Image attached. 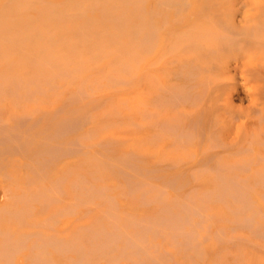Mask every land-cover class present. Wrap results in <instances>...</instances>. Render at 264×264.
Instances as JSON below:
<instances>
[{"label":"bare ground","instance_id":"6f19581e","mask_svg":"<svg viewBox=\"0 0 264 264\" xmlns=\"http://www.w3.org/2000/svg\"><path fill=\"white\" fill-rule=\"evenodd\" d=\"M145 1L88 0L91 3L79 4V12L73 13L85 14L92 18V22H95L89 28L82 29V34H84L82 41L86 34L90 37L93 31L96 32L95 34L93 32L95 37L97 34L100 36L106 33L111 39L117 38L118 34L115 36L114 32L112 33L107 27L102 28V24L109 20L120 23L119 27L122 25V30L126 29L128 33L129 30L137 31L136 33L139 34L138 46L143 47L144 53L147 52L152 56L151 64L154 74L149 97L142 92H136L135 99L129 105V109L131 108L129 112L132 113L131 118L133 117V119L122 122L121 125L124 129L123 135L130 140L129 146L132 153L129 151L127 155L125 152L124 156L120 154L121 157H119L125 158V156L134 154V159H137L139 153H146L150 157H154L156 163L165 162L169 166L178 167L168 177L162 178V181L165 180L164 182L159 183L149 180L150 177L149 179L147 177V180H145L146 177H143L146 172L143 170H149L150 167L146 168L135 162L139 164V168L137 166L130 171L127 167H132L133 164L126 163L128 166L123 167L125 177L122 178L124 181L127 179L125 181L127 184L122 186L117 184V188L118 186L122 187L120 195L135 197L140 200L142 205L150 206L149 212L134 214L131 210L120 209L117 196L111 193L115 188L112 190L108 186L107 180L104 182L103 176L100 174L102 169L107 168V165L102 168L103 164H108L109 167V162L106 163V159L108 158V161L116 159L114 161L117 163V157L109 155L107 149V155L103 154L106 159L103 156L102 158L98 156V153L102 152L101 150L94 151L98 155L88 153L90 151L87 149L88 144L85 138L88 134L91 136L92 131L87 132V136L81 135L84 140L80 137L76 138L77 134L72 137L74 139L70 138L71 141L67 140L69 141L68 143L66 141L67 144H54L52 138L48 139V144H45L44 140L51 134L47 128L43 129L42 133L45 134L44 132L47 130V135H41V137L39 135L42 131L41 128L37 129L40 131L39 133L37 130L30 132L26 127L29 131L26 132V129L22 130L25 128L23 127L25 122L22 123V129L17 122L20 121L21 116L22 119L23 117L25 119L28 115L31 119L32 113L31 115L24 113L25 115H19V118L18 115L15 118L13 116L14 119L18 118L17 125L10 123L0 114V192L3 198V202L0 203V264H122V261L125 262L124 264H167L174 257L173 252L164 247L163 243L165 242L178 249L177 251H184L186 257L188 255L189 258H193L191 260L193 262L195 258L203 260L207 254L206 245H210L216 251L211 264H223V247L220 246L230 243L234 245L232 264H264V201L258 202L254 197V191L256 192L259 186L264 187V2L257 0L258 2L250 5L241 3L234 6L230 3H216L209 2V0H157V3L154 2L157 4L156 7L150 8L149 4L150 7L147 9ZM27 2L32 1L0 0V27L3 25L20 26L30 34L29 36L24 31L21 34L17 33L13 30L15 28L11 30L0 28V107L23 106L25 100H38L37 93L39 91L49 88L58 90V78H67L69 74L72 76L68 77L76 75L81 78L80 84L76 87L81 94H88L89 87L93 92L92 86L94 85L89 78L93 73L95 76L97 72L90 73L91 75L89 73H85L84 76L80 75L76 71L80 65L84 64L82 60H80L82 64L78 63L80 64L78 67L76 62L74 64L71 62L68 55L64 54L65 56L59 57L58 48L59 43L62 42L61 39L65 38L64 45L68 42L66 39L68 33L66 34L65 30L49 31L38 27L30 31L26 28V25L32 26L30 20L32 17L30 18V16L33 15L29 14L31 10L29 11ZM36 2L39 3V0ZM41 2H51L44 6L43 10H40V14H37L41 20L58 22L60 18L61 21L66 22V19L63 20V18H74H71L73 13L70 12L68 6L60 8L57 3L52 4V2H58L57 0H41ZM64 2L68 3L67 0ZM9 5L14 6L16 12L7 13V15L5 10ZM31 5H29L30 9L34 7L36 10V7ZM123 5L124 7H122ZM169 7L173 9L174 15L171 17L161 16L160 10L164 9V12L168 10V13ZM86 12L93 15L96 12L98 15L90 16L91 14L88 15ZM180 13H185V15L176 16ZM27 15L29 16L27 17ZM82 18L84 20V16ZM65 22L63 23L66 24ZM67 30L69 31V29ZM125 32L126 35L127 32ZM136 35L134 34L133 37L135 38ZM89 37L87 38L90 40ZM128 37L127 39H130ZM28 38H31L32 41L26 43ZM115 40L111 41L116 43L119 39ZM119 45L117 44V46ZM70 46L68 43L67 47ZM134 49L133 45L132 50ZM109 51L110 49L108 53ZM111 51L115 52L116 50L112 49ZM120 51L118 54L122 56L123 53L121 54ZM136 51L132 52L133 56ZM97 54L100 53L97 52ZM115 54L118 56L117 52ZM111 55L113 56L114 53ZM126 56L123 57L126 58ZM107 57L111 56L108 54ZM80 58L82 57L80 56ZM102 60L104 59L102 58L100 62ZM119 62L115 64L118 65ZM122 63L120 66L124 71L120 68L121 71L126 72V69L130 73L131 65L127 59ZM24 64L34 65L35 70L29 74L21 72L19 69ZM137 64L139 63L137 62ZM83 68L82 73L90 67L85 71ZM140 72L135 75L142 80ZM108 76L106 80L114 85H117L116 82L121 84L119 82L124 81L122 84H128L130 81L127 77L117 76L113 73ZM133 76L131 75V77ZM68 79L70 80V78ZM76 79L77 77L73 78V80ZM59 80L61 81L60 78ZM70 83L68 81V86ZM131 83L133 82L131 81ZM60 85L63 83L59 84V87ZM94 88L96 89V87ZM45 94L47 92L43 95ZM87 94V98L90 97L91 94L89 93V96ZM235 95H237L239 104L234 100ZM70 97L67 95V98L70 99ZM82 99L84 100V98ZM90 99L89 102L93 101V98ZM103 99L104 97L102 101L106 100ZM40 102L43 103V101ZM74 103L76 104V102ZM65 104L67 103H64L63 106L60 105L68 111L70 107L67 108V105L69 104L66 106ZM95 104L93 105L95 106ZM71 105L73 104L71 103ZM97 106L95 108L100 107ZM74 107L76 106H73V109ZM85 107L84 105L82 108ZM95 108L93 107V109ZM85 110L88 113L87 109ZM238 111H242V117L238 116ZM81 112L84 113V111ZM47 113L45 114L49 115ZM72 113L73 111L71 112L73 118L72 115L75 114ZM80 114L82 115V113ZM46 115L44 117L47 118ZM87 115L90 121L92 116ZM40 116L42 115L40 114ZM52 116L54 117L53 114ZM52 116L48 122L52 120ZM84 116L82 117L84 118ZM57 117L56 115V120ZM62 117L66 118L65 115ZM83 118L81 120L80 117H77L63 125L60 124L59 130L62 132V127L74 126L77 123L80 125V120L83 121ZM36 119L35 117L37 122ZM241 119L242 126L240 129L237 127L235 137H233V133H230L225 141L226 125L233 128ZM56 120L55 124L51 122V126L56 125L57 129L58 121L56 122ZM38 124L39 122L36 123V125ZM109 125L110 123H107V126ZM33 126L29 127L33 129ZM144 127L147 132L140 134ZM64 131L66 132V130ZM54 132L55 137L57 132ZM37 135L42 140L44 139L43 142L40 141V138L38 140L45 144L44 148H39V145L35 144ZM55 138L57 139V136ZM88 138L90 137L88 136ZM62 139L61 141H63ZM57 142H59L58 139ZM109 142L110 145H113L111 143L113 141ZM100 144L97 142L98 146ZM90 145L93 146L95 143L89 144V147H92ZM103 146L106 147V145ZM112 149L114 150V148ZM78 152L81 153L78 154ZM197 154L202 157L198 158ZM77 156L80 157L83 164L92 162V165L96 167L93 171L97 170L96 172L100 174V177L102 176L103 180L99 178L103 182H89L82 176V173L78 175L82 176L81 178L77 176V179L68 180L67 177L72 173L73 168L70 166L62 167V171L55 178L52 177L53 175L51 176L50 173L53 169L50 163H54L55 159L65 157L70 160L74 157L73 160H77ZM30 159H41V161L36 163L38 166L35 167V161ZM113 160H111L112 167H122L120 166L121 162L116 164ZM138 160H141L138 162L144 163L140 157ZM102 162L103 164L99 166L98 164ZM132 162L134 163V160ZM23 165L31 170H24ZM165 165L168 167L167 164ZM115 167H109L114 171H111L114 173H111L112 175L118 171V167L117 170ZM158 168L155 169V172L167 170ZM150 170L149 174H146L147 176H153L150 175ZM90 172L92 173V171ZM155 172L153 171L152 174ZM93 179L95 180L97 177ZM188 179L204 182L205 187L198 190L196 189L197 185L193 190H187L188 192L182 194L175 192L171 195L169 193L168 183L170 181L185 180L186 182ZM66 181H68L67 184ZM116 182L118 181L116 180ZM186 183L188 184V182ZM76 188L78 189L77 194H71V191ZM178 190L180 189H173V191ZM262 195L260 196L264 200V194ZM80 204H84L83 207L86 204L99 207L97 214L84 220L85 222H78L73 231L56 233L55 227L62 222L63 218L79 211ZM213 205L225 206L230 214L225 218L232 223L230 226L234 229H231L232 232H228L220 224L213 226L219 215L221 219L224 218L220 214V210L213 208ZM87 211L88 209L85 210V212ZM85 212H83L84 215H87L88 213ZM72 222L64 225L68 227ZM235 229H241V231H235ZM157 237L165 242L156 241ZM175 262L179 263L174 260ZM198 263L200 264V262Z\"/></svg>","mask_w":264,"mask_h":264},{"label":"rangeland","instance_id":"374dc122","mask_svg":"<svg viewBox=\"0 0 264 264\" xmlns=\"http://www.w3.org/2000/svg\"><path fill=\"white\" fill-rule=\"evenodd\" d=\"M32 2H27V4H28V9H29V14L31 15V14H33L32 16H30V20L32 21V26L30 25V26H27L26 25V28L28 29V30H33V28L35 29V28H38V27H40V28H42L43 30H49V31H54V29L56 30V31H58V30H61V29H63V30H65L66 31V34L68 33V36H66L67 38V43H65V45H64V41L63 40H65V38H62L61 40H62V42H60L59 43V48H58V53H59V57H62V56H65L64 54H66V55H68V57L70 58V60H71V62H73V64H74V62H76V65L78 64V63H80L81 61L80 60H82L83 62H84V64H82V62L80 63V64H82V65H84L83 67H82V65H80V64H78V67H79V65H80V67H81V69H80V67H79V71L77 70L76 72L78 73V74H80V75H86V74H88L89 73V75H91L90 73H93V72H97V73H95V76H94V73H93V75H91L90 76V81H91V83L94 85V86H92V91L93 92H91V89H90V87H89V89H88V91H89V93L91 94H89L90 95V97H88L87 98V96H86V94L87 93H85V94H81L77 89H76V87L80 84L79 82L81 81L80 79L81 78H79V76H74V77H68V76H72L71 74H69V75H67V78L66 77H59L60 79H61V81L59 80V78H58V90L56 89H54V90H50V88L47 90V89H44L43 91H39L38 93H37V95H39V96H37V98H39L40 99V101H43V103L42 102H40L39 101V99L37 100H34V101H32V100H28V101H26L25 100V102L23 103V106H12V107H0V114H1V116L3 117V118H5L7 121H9L10 123H14V125H17L18 123H19V125H20V128L23 126V122H25L24 124V126L23 127H25L24 129H22V130H25L26 129V127L29 129V131L31 132L32 130L35 132L37 129H42V131H41V134H39L40 136L41 135H45L46 134V132H47V130H46V132H44L45 134H42L43 133V129H48V132L49 133H51L50 134V136L48 137V138H46L45 136H43V138L45 137L46 139H47V141H46V139L44 140L45 142V144L47 143L48 144V139H51L52 138V140L54 141V142H52L51 140V142L52 143H54V144H56V143H62V144H64V143H66V141L67 140H69V141H71V139L70 138H72V137H74L75 135H77V136H75L76 138L77 137H80V138H82L83 139V137L81 136V135H84V136H87L86 135V133L87 132H91V136L88 134V136L90 137V138H88V136H87V138H85V141H87L86 143L88 144V146H87V149H88V151H90V152H88V153H91V154H95V152L94 151H102V152H100V153H98V154H95V155H98V156H100L101 158H102V156L104 157V155H107V152H106V149L108 150V153H110L109 155H112L114 158H116L117 157V163L118 162H121L120 164V166H122V167H118V166H114L115 167V170H117V167H118V171H115V175H112V174H114V173H112L111 171H113V170H111V168H114V167H112V164H111V160H113V159H109V161H108V158L106 159L105 157H104V159H106V163H108L109 162V167H111V168H109L108 167V164H103V162L102 163H100V164H98L99 166L100 165H102L103 164V166H101L102 168L104 167V165H107V168L105 169H102L101 167V169L103 170H101L100 171V174H102V176H103V179H102V176L100 177V174H98L96 171H93L96 167H94V165H92V162L91 163H88V164H83V163H81V161H80V157H78L77 156V160H73L74 159V157L71 159L70 158V160L68 161L65 157H59V159H55L54 160V163H50V166H51V168L53 169V171H51V176L52 177H56V175L58 174H60V172L62 171L61 169H62V167H68V166H70V167H73L72 168V173L67 177L68 178V180H71V179H77V176L78 175H81V174H79V173H82L83 175V177H85V178H87V181H89V182H96V183H99V182H105L106 180H107V184H108V186H110L111 187V189L112 190H114L113 188H115V190L114 191H112L111 193H113V194H115L116 196H117V198H118V200H119V206H120V209L121 210H126V209H128V210H131V211H133L134 212V214H139V213H144V212H149V210H150V206L149 205H142V203L140 202V200H137L135 197L134 198H131V197H126V196H121L120 195V191L122 190V187H120V186H118V188H117V184H119V185H123V184H127V182L125 183V181H127V179H125V181H124V177H125V175H123L124 173H125V171H124V166H128L126 163H129V165L131 164H133V166L131 167V166H128L127 168H129V170L131 171L132 169H134L135 167H137V168H139V164L141 165V166H145L146 168L147 167H150L149 168V170H150V175H153V176H147L146 174H149V170L148 169H146L145 167H143V169H146V170H143L144 172L146 171V172H148V173H146L145 172V175L143 176V175H141V176H143L144 178H145V180H147V177H148V179H149V177H150V179L149 180H151V181H155V182H159V183H161V181H162V178H164L165 179V177H168L170 174H172V172L174 171V169L175 168H177L178 166H174V167H172V166H169L168 165V163H165V162H162V163H156V161H155V158L154 157H150L149 155H147L146 153H139L138 155V157H137V159H134V154H132V156H125V158L123 157V158H120L121 156H120V154L122 155V156H124L123 154L126 152V154L130 151V153H132L131 152V148H130V146H129V143H130V140L128 139V138H125V136L123 135L124 134V129L122 128V122H128V121H132V119H133V117L131 118V114L132 113H130L129 111H130V109H129V105L132 103L131 101L133 100V99H135V97H136V92H142V94H144V95H146L147 97H149V92L151 91V89H152V85H153V74H154V71H153V67H152V64H151V62H152V56L150 55V54H148L147 52H143V51H145L144 49H143V47H141V46H138L139 45V40H138V36H139V34L138 33H136L135 31H133V30H129V33L127 32V30L126 29H124V30H122L123 28L121 27V29H120V27H119V25H120V23H114L113 21H109V20H106V22H104V24H102V28L103 27H107L110 31H112V33L114 32V35L115 36H117L116 34H118V36H117V38L119 39V40H117V38H113V39H111V37L109 36V34H107L106 35V33H104L103 35H98L97 34V37H95L96 35H94L96 32H94V34H93V32H92V34L90 35V37H89V35L88 34H86V36L87 37H89L90 38V40L91 39H93V40H91V42H90V40L85 36V38H84V40H86V41H82V35H84V34H82V29L83 28H89L90 27V25H94L95 24V22H92V18L91 17H87L85 14H80V13H78L79 11L78 10H80V8H78V7H80V5L79 4H86V3H91V2H88V0H71V1H69V0H67L68 1V3H70L71 2V4H68L67 2H64V0H57L58 2H52V4H56L57 3V5L60 7V8H63V7H65V6H68L69 8H70V12L72 11V13L73 12H75V11H78V12H76L75 14L73 13L72 14V16H71V18L72 17H74V18H72V19H70L69 17L68 18H63V20L64 19H66V22L65 21H61L60 20V18H59V21L58 22H54V21H51V22H49V21H46V20H41V19H39V16L37 15V14H40V10H43V7L44 6H46V5H49L51 2H44V3H42L41 2V0H39V3H37L36 1L37 0H31ZM82 1V2H81ZM157 0H146L145 2V6L147 7V9H149V7H150V5H151V7L150 8H154V7H156V2ZM208 1V0H207ZM80 2V3H79ZM154 2H156V3H154ZM209 2H216V3H230V4H232V5H239V4H253L254 2H258L257 0H209ZM259 2H264V0H260ZM31 3H33L32 5H34L35 7H36V10H35V8L34 7H31V9H30V6L29 5H31ZM41 3V4H40ZM60 5H59V4ZM77 3H78V5H77ZM122 3H124V2H122ZM61 4H62V6H61ZM64 4V5H63ZM150 4V5H149ZM31 5V6H32ZM73 5V6H72ZM75 5H77V7H75ZM10 6V8H8ZM9 6H6V9L7 10H5L6 12H5V14H10V13H13L14 11L16 12V10H14V6H11V5H9ZM70 6H72V7H70ZM48 7V6H47ZM75 7V8H74ZM122 7H124V5L122 6ZM41 8V9H40ZM45 8V7H44ZM72 8V9H71ZM170 8V7H169ZM12 11H11V10ZM81 9H82V7H81ZM161 9V8H160ZM163 9V8H162ZM167 9V8H166ZM11 11V12H10ZM161 11V16H164V15H166L167 17H171V15H174V11H173V9H169V12L167 13V11L168 10H166L165 12H164V9L163 10H160ZM159 11V12H160ZM82 12V11H81ZM28 12L26 11V14H27ZM88 15H90V16H94V15H98L96 12L94 13V15L92 14V13H90V12H86ZM168 15H167V14ZM7 14V15H8ZM79 14V15H78ZM185 15V13H180V14H176V16L178 15V16H180V17H182V15ZM158 15H159V13H158ZM29 15H27V17H28ZM82 16H84V20H85V22H82V21H84V20H82L83 18H82ZM161 16H159V17H161ZM79 18V19H78ZM89 19H91V20H89ZM75 20V21H74ZM68 21V22H67ZM74 21V22H73ZM63 22H65L66 24H64ZM71 22V23H70ZM128 22V21H127ZM126 22V24H128ZM58 23V24H57ZM76 23V24H75ZM27 24V23H26ZM42 24V25H41ZM52 24V25H51ZM54 24V25H53ZM61 24V25H60ZM63 24V25H62ZM83 24V25H82ZM113 24H114V26H113ZM125 24V25H126ZM40 25V26H39ZM83 26V27H81V26ZM109 27H108V26ZM124 25V24H123ZM2 26V25H1ZM49 28H48V27ZM80 26V27H79ZM115 26H116V28H115ZM51 27H53L52 29H51ZM61 27V28H60ZM63 27H65V28H63ZM77 27V28H76ZM127 27V26H126ZM0 28H3L4 30H7V28H9L10 30L11 29H13V28H15V29H13V30H15L17 33H22V31H24L27 35H29L30 36V34H29V32L27 31V30H24V29H22L20 26H14V25H3L2 27H0ZM80 28V29H79ZM67 29H69V31L67 30ZM113 29H115V30H113ZM9 30V31H10ZM71 30V31H70ZM117 30V31H116ZM128 33H126V32ZM131 31V32H130ZM122 32V33H121ZM124 32L126 33V35L124 34ZM120 33V34H119ZM132 33V34H131ZM121 34H123V35H125V36H122ZM131 34V35H130ZM134 34H137L136 36H135V38L133 37V35ZM93 35V36H92ZM128 35H130L129 37H130V39H127V37H128ZM68 37H69V39H68ZM128 37V38H129ZM32 38V37H31ZM31 38H28V39H26V43H28V42H30V41H32V39ZM110 38V39H109ZM60 39V38H59ZM133 39H136V40H133ZM74 40V41H73ZM78 40V41H77ZM111 40H115L116 41V43L117 44H120L119 46H117V44L116 43H114V42H112ZM129 40V41H128ZM70 41V42H69ZM93 41V42H92ZM97 41V42H96ZM138 43H137V42ZM108 42V43H107ZM119 42V43H118ZM130 42H133V43H130ZM69 43V45H71L70 47H67V44ZM135 43V44H134ZM90 44V45H89ZM137 44V45H136ZM78 45V46H77ZM128 45V46H127ZM130 45V46H129ZM133 45H134V47H135V49L137 50H132L133 49ZM73 46V47H72ZM75 46V47H74ZM87 46V47H86ZM108 46V47H107ZM78 47V48H77ZM86 47V48H85ZM92 47V48H91ZM96 47V48H95ZM105 48V49H103V48ZM137 47H140L139 49L137 48ZM116 48V49H115ZM119 48V49H118ZM122 48H123V50H122ZM130 48V49H129ZM67 49H68V51H67ZM74 49V50H73ZM88 49V50H87ZM110 49V51H109V53H108V50ZM116 50L115 52H117V54H118V51L119 50H121L120 51V53L122 54V56H120L119 54H118V56H120V57H118L116 54H115V52L113 51H111V50ZM129 49V50H128ZM106 50V51H105ZM77 51H78V53H77ZM130 51V52H129ZM136 51V53H135V56H133V54H132V52H135ZM139 51V52H138ZM97 52H99L100 54H97ZM113 54L114 53V55L112 56L111 55V53ZM95 53V54H94ZM106 53V54H105ZM127 53H130L131 55H132V57H131V55L129 54H127V56H126V54ZM138 53V54H137ZM139 53H140V55H139ZM71 54H72V56H71ZM78 54V55H77ZM88 54V55H87ZM105 54V55H104ZM108 54L111 56V57H107L106 58V56H108ZM138 56H137V55ZM76 55V56H75ZM94 55V56H93ZM99 55V57H97V56ZM101 55V56H100ZM115 55H116V57H115ZM143 57H142V56ZM150 55V56H149ZM80 56L82 57V58H80ZM86 56H87V59H86ZM92 56H93V58H92ZM105 56V57H104ZM123 56H126V58H124ZM67 57V56H66ZM129 57H131L132 58V61H131V58L129 59ZM143 58V60H141V58ZM103 58L104 60H102L101 62H100V60ZM106 58V59H105ZM133 58H136L137 59V62L139 63V64H137V62H136V59H133ZM149 58H150V60H149ZM91 59V60H90ZM95 59H97L96 61H95ZM127 59V62H129V64L131 65V68H130V73L125 69V71L126 72H123L124 71V69H122L121 68V66H120V64L122 63V61H124V60H126ZM88 60V61H87ZM119 60H121V62H119ZM141 60V61H140ZM86 61V62H85ZM94 61V62H93ZM96 62V63H95ZM114 63V66H113V63ZM120 63V64H118V65H116L117 63ZM133 62V63H132ZM25 63V62H24ZM87 63V64H86ZM93 63H94V65H95V67H94V65H93ZM116 63V64H115ZM72 64V63H71ZM85 64H86V68H85ZM89 64H91V65H89ZM128 64V65H129ZM89 65V67H87ZM93 65V66H92ZM122 65H123V63H122ZM137 65H138V68H137ZM22 66V68L21 69H19L21 72H24V73H26V74H29L30 72H32V71H34L35 69V66L34 65H32V64H24V65H21ZM32 66V67H31ZM94 68V69H92V68ZM135 67V68H134ZM82 68L84 69V71L86 70V69H88L86 72H84V73H82L83 71H82ZM96 68V69H95ZM97 68H99V69H101L102 71H100V70H98ZM123 70V71H121V69ZM113 69H115V71H113ZM143 69V70H142ZM93 70V71H92ZM107 70V71H106ZM109 70H111V71H109ZM118 70H120V71H118ZM140 71H142V72H140ZM28 72V73H27ZM76 72H75V74H76ZM105 72V73H104ZM110 74H109V73ZM120 72V73H119ZM137 72H140L141 73V79L142 80H140V79H138L137 77H136V75L135 74H137ZM86 73V74H85ZM100 73V74H99ZM104 73V74H103ZM107 73V74H106ZM111 73H113L114 75H117V76H124V77H127V78H129L130 79V81H129V83L127 82V81H125V83H128V84H130L131 83V81L133 82V83H131L130 85H128V84H122V83H124V81H120L119 83H121V84H118V82H116V84L117 85H114L113 83H111V82H109V81H107L106 79L109 77L108 75H111ZM77 74V75H78ZM129 76H128V75ZM133 76V75H135V76H133V77H131V75ZM88 75V76H89ZM102 75V76H101ZM106 76V78H104ZM75 77H77V79L76 80H73V78H75ZM97 78V79H95V78ZM103 77V78H102ZM65 78V79H64ZM68 78H70V80L68 79ZM133 78V79H132ZM64 79V80H63ZM73 81H72V80ZM103 79V80H102ZM138 79V80H137ZM94 80H96L94 83H93V81ZM100 80V81H99ZM172 80V79H171ZM57 81V80H56ZM64 81V82H63ZM68 81L69 82H71L70 84H69V86H68ZM66 82V83H65ZM105 82H106V85H105ZM63 83V85H60V87H59V84H62ZM97 83H98V85L99 86H101V87H99L98 85H97ZM112 84H113V86H112ZM133 84H135V85H133ZM76 85V86H75ZM137 85V86H136ZM56 86V85H55ZM54 86V87H55ZM56 86V87H57ZM62 86H64V87H62ZM99 88H98V87ZM93 87H96V89L94 90L93 89ZM51 89H53L52 87H51ZM76 89V90H75ZM44 91H46L47 92V94H45V95H43L44 93H46V92H44ZM56 91H58V92H56ZM53 92H54V94H53ZM63 92V93H62ZM74 92V93H73ZM40 93V94H39ZM61 93V94H60ZM70 93H73V94H71V95H69ZM49 94H51V95H49ZM59 94V95H58ZM87 94V95H88ZM67 95H68V97L69 96H71L70 97V99L69 98H67ZM73 95V96H72ZM75 95H76V97H75ZM77 95H79L80 97H78ZM88 95V96H89ZM59 96V97H58ZM83 96V97H82ZM100 96V97H99ZM42 97V98H41ZM67 98V99H69V100H65L64 101V99L65 98ZM75 97V98H74ZM104 97V99H106L105 101H102V98ZM47 98H49V99H47ZM73 98V99H72ZM77 98H78V101H77ZM82 98H84V100L82 99ZM89 98H93L92 100L93 101H91V102H89ZM97 98V99H96ZM108 98V99H107ZM45 101H44V100ZM52 99V100H51ZM75 99V100H74ZM83 100V101H81V100ZM90 99V100H91ZM99 99V100H98ZM103 99V100H104ZM49 100V101H48ZM234 100H235V102L237 103V104H239V101H238V99H237V95H235L234 96ZM36 101V102H35ZM52 101V102H51ZM69 101V102H68ZM81 101V102H80ZM87 101V102H86ZM50 102H51V104H50ZM74 102H76V104L74 103ZM96 102H98L97 104H95ZM64 103H67V104H69V105H67V104H65V106L67 105V108H69L70 107V109L73 111V113L72 114H75V115H72V116H74L73 118L71 117V112L69 111V113H67L68 111H67V109L66 108H64V107H62L63 105H64ZM71 103L73 104V105H71ZM78 103V104H77ZM87 103V104H86ZM100 103V104H99ZM104 103V104H103ZM60 104H62V106L60 105ZM93 104H95V106H97V107H99V108H95V106L93 105ZM80 105H81V107H80ZM84 105L86 106L85 108H82V107H84ZM0 106H1V104H0ZM47 106V107H46ZM59 106H60V108H59ZM73 106H76V107H74V109H73ZM57 107H58V109H57ZM93 107L95 108V109H93ZM37 108V109H36ZM45 108V109H44ZM55 110H54V109ZM66 109L65 111H64V109ZM60 109V110H59ZM63 109V110H62ZM85 109H87V112L88 113H86L85 111ZM89 109H92L93 111H89ZM41 110H43L42 112H41ZM49 110V111H48ZM79 110V112L80 113H82V115L79 113V112H77V111ZM84 111V113L83 112H81V111ZM117 110V111H116ZM34 111V112H33ZM61 111H63V112H65V113H63V112H61ZM75 111V112H74ZM30 112V113H29ZM46 112H48L49 113V115H46L45 113ZM56 112V113H55ZM59 112H61V113H59ZM30 114L31 115V113L33 114L32 116H30V118L32 119H29V116L28 115H26L27 117L26 118H28L27 120H26V118L24 119V117H23V119H22V116L20 117L19 115H23V114ZM47 113V114H48ZM59 115H58V114ZM24 114V115H25ZM40 114L43 116V118H42V116H40ZM47 116V118L46 117H44L45 115ZM52 114L54 115V117L52 116ZM87 114H90L89 116L91 117V119H90V121H89V118H88V115ZM237 114H238V116H240V117H242L243 116V113H242V111H238L237 112ZM16 115H18V118H19V120L20 121H17L18 120V118H16V119H14L15 118V116ZM56 115L59 117H57V120L55 119L56 118ZM65 115V117L66 118H64V117H62V116H64ZM67 115H70V116H67ZM77 115V116H76ZM78 115H81V116H78ZM85 115V116H84ZM13 116H14V118H13ZM37 118L36 120H37V122L35 121V117ZM38 116V117H37ZM52 116V120L51 121H49L48 122V120H50L51 117ZM82 116H84V118L82 117ZM40 117V118H39ZM60 117H62V118H60ZM77 117H80L81 118V120H82V118H83V121H81L80 120V125H79V123H77V124H75L74 126H70V127H62V132H61V130H59L60 128H61V125L60 124H64L65 122H70V120L72 121L73 119H77ZM12 118V119H11ZM39 118V119H38ZM50 118V119H49ZM54 118V119H53ZM65 120H64V119ZM22 119V120H21ZM33 119H34V122H32L33 121ZM45 121H44V120ZM59 119H61V120H59ZM68 121H67V120ZM15 120V122H13ZM55 120H56V122L58 121V123H56L57 125H58V127H57V129H56V125H54L55 124ZM29 121V122H28ZM38 123L39 122V124L38 125H36V123ZM54 123L53 125L54 126H51L52 125V123ZM114 122V123H113ZM48 123V124H47ZM50 123V124H49ZM86 123V124H85ZM107 123H110V125L109 126H107ZM26 124H27V126H26ZM28 124H29V126L30 127H32L33 125L35 126H33V129L32 128H30L29 126H28ZM242 124V119L241 120H239L236 124H235V126L233 127V128H229L227 125H226V131H224V139H225V141L227 140V137L230 135V133H233L234 134V136L233 137H235V134L237 133V127L240 129V127L242 126L241 125ZM32 125V126H31ZM44 125H46V126H44ZM48 125H50V126H48ZM84 127H83V126ZM44 126V127H43ZM80 126H82L81 128H80ZM53 128H55V129H53ZM65 128V129H64ZM84 128V129H83ZM228 128V129H227ZM78 129V131L76 132V130ZM64 130H66V132L64 131ZM71 130V131H70ZM28 130L26 129V132H27ZM28 131V132H29ZM37 131H39V130H37ZM51 131V132H50ZM55 131V132H54ZM61 133H60V132ZM33 132V133H34ZM53 132L54 133H56L55 134V137L57 136V139H58V141L59 142H57V139L54 137V134H53ZM59 132V133H58ZM76 132V133H75ZM145 132H147V129L144 127L142 130H141V132H140V134H144ZM39 133H40V131H39ZM70 133V134H69ZM64 134H68V135H64ZM134 134V133H133ZM47 135V134H46ZM49 135V134H48ZM52 136V137H51ZM61 136V137H60ZM63 136V137H62ZM69 136V137H68ZM42 137V136H41ZM59 137V138H58ZM66 137H67V139H66ZM232 137V138H233ZM36 143L35 144H37V145H39L38 147L40 148V147H43L45 144L43 143L42 144V142H43V140L37 135L36 136ZM39 138H40V141L42 140V142H40V141H38L39 140ZM63 138V139H62ZM56 139V140H55ZM61 139L64 141H61ZM72 139H74V138H72ZM108 139V140H107ZM84 140V139H83ZM113 141V142H111V143H113V145H110L109 143V141ZM56 141V142H55ZM69 141H67V143L69 142ZM40 142V143H39ZM97 142H100L101 144H100V146H101V148H100V146H98L99 145V143H98V145H97ZM103 142V143H102ZM106 142V143H105ZM109 142V143H108ZM50 143V142H49ZM66 143V144H67ZM93 143H95V145H90V146H92V147H89V144H93ZM109 145H108V144ZM115 143V144H114ZM42 144V145H41ZM106 145V147H104L103 145ZM103 146V147H102ZM45 147V146H44ZM43 147V148H44ZM85 148V147H84ZM112 148H114V150L112 149ZM103 149H105V150H103ZM110 149H112L111 151H110ZM113 151V152H112ZM81 153V152H80ZM79 152H78V154H80ZM104 153H106V154H104ZM138 153V152H137ZM104 154V155H103ZM119 154V155H118ZM140 154H141V156H140ZM128 155V154H127ZM198 155V158H201L202 156L200 155V154H197ZM120 156V157H119ZM139 157H140V159H143V161H144V163H142V162H138V161H141V160H138L139 159ZM118 158H120V159H118ZM129 158V159H128ZM131 159H133L134 160V163L132 162L133 160H131ZM28 160V159H27ZM30 160H32V159H30ZM60 160H62V161H60ZM72 160V161H71ZM114 160H116V159H114ZM113 160V161H114ZM135 160H137V161H135ZM32 161H35L34 162V164L36 165L35 167H37L38 166V164H36V163H40V161H41V159L39 160V159H34V160H32ZM31 161V162H32ZM58 161V162H57ZM123 161V162H122ZM125 161V162H124ZM53 162V161H52ZM65 162V163H64ZM115 163H116V161H114ZM139 163V164H136V163ZM33 163V162H32ZM104 163H105V161H104ZM116 163V164H117ZM81 164V165H80ZM110 164H111V166H110ZM165 164H167L168 165V167H170V168H168ZM158 168H160L161 167V169H167V170H161V171H159V170H157L156 172H155V169H157L156 167ZM163 166V167H162ZM166 166V167H165ZM29 167V166H28ZM77 167H78V169H77ZM80 167H82V168H80ZM85 167V168H84ZM106 167V166H105ZM125 167V169L127 170V168ZM152 167H154V168H152ZM22 168L24 169V170H31V168H27V166L26 165H23L22 166ZM123 168V169H122ZM136 168V169H137ZM158 168V169H159ZM83 169V170H82ZM110 169V170H109ZM76 170V171H75ZM120 170V171H119ZM75 171V172H74ZM78 171V172H77ZM87 171V172H86ZM90 171H92V173L90 172ZM109 171V172H108ZM155 172V173H153L152 174V172ZM95 172V173H94ZM108 172V173H107ZM114 172V171H113ZM118 172V173H117ZM91 173V174H90ZM112 173V174H111ZM122 173V175H120ZM157 173H158V175H157ZM95 174V176H93ZM96 174H98V175H96ZM117 174V175H116ZM162 175V177H161V175ZM163 174H164V177H163ZM85 175V176H84ZM121 177H120V176ZM156 177H155V176ZM82 176H78V177H82ZM113 176H115V177H113ZM160 176V177H159ZM96 178L97 177V179H93V178ZM101 178V180H103V181H101L100 180V178ZM123 177V178H122ZM90 178V179H89ZM153 178H155V179H153ZM158 179V180H157ZM163 179V181L162 182H164L165 180ZM116 180L118 181V182H116ZM186 180V179H185ZM185 180L183 181V180H179L180 181V183H179V181L178 180H176V182L175 181H170L169 183H168V187H170V188H168V191H169V193L172 195V194H174L175 192H178V193H180V194H182V193H185V192H188V191H190V190H193V188H195V186H197L196 187V189H198V190H200V189H202L203 187H205L204 186V182H201V181H193V180H191V179H188L186 182H188V184L185 182ZM119 181H121V182H119ZM174 182V183H173ZM190 182V183H189ZM66 184L68 183V181H66L65 182ZM176 183V184H175ZM177 183H178V185H177ZM183 183H185V185H183ZM175 184V185H174ZM187 184V185H186ZM113 185V186H112ZM179 187V188H173V187ZM185 186V187H184ZM120 187V188H119ZM191 187H192V189H191ZM117 188V189H116ZM182 188V189H181ZM172 189V190H171ZM173 189H180V190H178V191H173ZM188 190V191H187ZM109 191H111V190H109ZM77 192H78V189L76 188V189H73L72 191H71V194H77ZM264 192V187L262 188V187H258V189H257V191L255 192L254 191V197L256 198V201H258V202H263L264 200H262V194H264L263 193ZM259 193V194H258ZM262 193V194H261ZM119 195V196H118ZM260 195H262V196H260ZM2 196V194H1V192H0V203L1 202H3V198L1 197ZM125 197H126V199H125ZM262 197V198H261ZM67 198V197H66ZM139 203H140V205H139ZM83 205L84 204H80L79 205V207H78V210L79 211H77L74 215H69L68 217H65V218H63L62 219V222L59 224V225H57L56 227H55V229H56V231H55V229H54V231L56 232V233H58V234H62V233H67L66 231L67 230H74L75 229V227H76V225L78 224V222H80V221H82V222H85L84 220H87L88 218H90L91 216H94V215H96L97 214V211H98V208L99 207H97V206H93V204L91 205H89V204H86L85 205V207H83ZM218 205H213L212 207L213 208H215V209H219L220 210V214H222L223 215V217L224 218H220V215H219V218H216L215 219V223H214V225L213 226H215V225H218V224H220V225H223L224 226V228H226V230L228 231V232H232L231 231V229L232 230H234L233 228H230V226H232V223L231 222H228L229 220H227L226 218H225V216L227 215H230L229 214V212H227V210H226V208H225V206H220V207H217ZM88 209V211L87 212H85V210H87ZM94 209V210H93ZM83 212H85V213H88L87 215L85 214L84 215V213ZM83 214V215H82ZM80 215V216H79ZM77 218V219H76ZM227 221H226V220ZM77 220V221H76ZM223 220V221H222ZM73 221V222H72ZM68 222H72L71 224H69V226L67 227V226H65L66 225V223H68ZM65 224V225H64ZM73 224V225H72ZM25 228H26V225L24 226ZM241 231V229H235V231ZM156 241H160V242H163L164 240H162V239H160V237H157L156 239H155ZM165 242V241H164ZM163 245H164V247H167V248H169L172 252H173V259L171 260H169V262L167 263V264H176V262L174 263V260L175 261H177V263L178 264H199L198 262H200V264H211V260H212V258L215 256V250H213L211 247H210V245L208 246V245H206V252H207V254H206V257L203 259V260H200V259H196L195 258V260H194V262L193 261H191V260H193V258H189V256L187 255V257H186V254L184 253V251H182V250H180V251H177L178 249H175L172 245H169V243L168 242H165V243H163ZM226 245V246H225ZM214 246H216V245H214ZM230 246V247H229ZM220 247H223V249H222V255H223V264H232V262H233V260H232V253H233V250H234V245H231L230 243H224V244H222ZM227 247V248H226ZM224 248H226V249H224ZM183 255H185V257H183ZM125 262L124 261H122V264H124Z\"/></svg>","mask_w":264,"mask_h":264}]
</instances>
